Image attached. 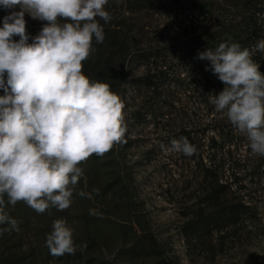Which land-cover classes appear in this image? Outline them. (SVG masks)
<instances>
[{"label": "rangeland", "instance_id": "rangeland-1", "mask_svg": "<svg viewBox=\"0 0 264 264\" xmlns=\"http://www.w3.org/2000/svg\"><path fill=\"white\" fill-rule=\"evenodd\" d=\"M245 2L109 0L111 20L97 18L104 40L93 38L83 72L109 84L123 101V142L80 165L84 174L64 211L52 207L38 214L23 202L8 205L5 197L4 211L18 221L19 230L0 225V264H264V189L248 195V162L243 163L247 143L231 147L240 162L239 184L246 191H235L233 183L228 191L209 189L211 181L203 177L196 155L206 153L212 133L200 134L191 156L165 151L188 121V105L183 94L175 93L176 113L161 110L159 104L170 101L155 99L152 90L145 89L154 73L174 58H184L180 38L189 31L184 20L192 6L213 4L223 19L238 23L247 15ZM20 10L0 5V27L5 16ZM192 12L198 15L195 8ZM24 18L31 43L46 22L27 12ZM158 93L166 95L167 89ZM213 117L224 115H198L194 121ZM222 180L230 184L228 172ZM60 218L73 229L77 251L55 257L46 247V235Z\"/></svg>", "mask_w": 264, "mask_h": 264}, {"label": "clouds", "instance_id": "clouds-1", "mask_svg": "<svg viewBox=\"0 0 264 264\" xmlns=\"http://www.w3.org/2000/svg\"><path fill=\"white\" fill-rule=\"evenodd\" d=\"M108 3L0 0L4 8L21 9L5 16L0 27V225L19 230L4 211L5 197L8 205L23 202L38 214L68 209L84 174L80 165L123 142V101L109 84L83 72L93 38L104 40L97 18L111 20ZM25 12L46 22L31 43ZM257 52H264V39L251 47L222 42L198 58L211 62L224 85L218 95L209 94V102L246 136L254 155L264 156V72L253 59ZM164 150L191 156L196 147L180 137ZM46 247L55 257L75 254L73 229L65 219L53 221Z\"/></svg>", "mask_w": 264, "mask_h": 264}, {"label": "trees", "instance_id": "trees-1", "mask_svg": "<svg viewBox=\"0 0 264 264\" xmlns=\"http://www.w3.org/2000/svg\"><path fill=\"white\" fill-rule=\"evenodd\" d=\"M244 7L247 15L238 23H234L232 19H223L217 14L218 7L213 4L202 3L192 6L184 20V28L189 31L180 38L184 39L180 49L184 58H174L169 66H163V70L160 69L154 73V76H151L148 79L149 82L145 84V89H151L150 93L155 99L160 97L168 99L169 104L164 102L159 104L161 110L168 112L176 113L177 111L174 107L177 102L174 94L184 95L188 105V111L184 115L188 121L181 122L182 126L177 139L186 137L197 150V143L201 140L200 134L212 133L205 144L206 153L196 155L203 177L211 181L209 189L217 188L224 192L230 190L233 183L235 191H246V187L239 184L241 176L237 175V168L240 162L231 147L236 148L238 144L247 143L248 156L244 158L243 163L248 162V174L245 172L244 176L248 175V195L250 196L264 189V156L254 155L251 152L248 141L240 135L241 133L234 128L225 115L221 119L213 117L202 123L198 120L194 121L198 115L208 119L218 113L215 106L209 102V94L218 95L224 88L223 83L213 74L211 62L199 59V53L208 49L215 50L222 42H236L242 47H251L258 40L264 39V0H246ZM193 8L198 12L196 17L190 15L193 13ZM175 55L176 53L173 52L172 56ZM180 59L185 61L182 66L178 64ZM253 59L261 65L260 70L264 72V52H257ZM153 78L158 82H153ZM164 88L167 89L166 95L158 93ZM227 172L231 179L230 184L222 180Z\"/></svg>", "mask_w": 264, "mask_h": 264}]
</instances>
